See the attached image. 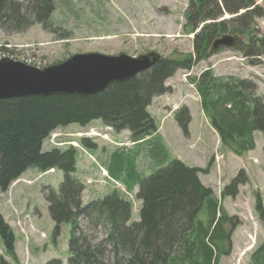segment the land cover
<instances>
[{
	"label": "rangeland",
	"instance_id": "1",
	"mask_svg": "<svg viewBox=\"0 0 264 264\" xmlns=\"http://www.w3.org/2000/svg\"><path fill=\"white\" fill-rule=\"evenodd\" d=\"M254 2L264 14V0ZM189 4L190 0H58L51 17L52 27L34 25L20 34L0 30V56L40 67L88 53L131 57L155 53L163 60L187 62L190 68L178 70L168 78L165 93L155 96L147 109L157 130L146 139L148 143H134L129 131H116L96 120L85 127L57 129L44 141L42 149L47 152L75 148V177L84 185L83 204L117 190L132 203V222L140 220L138 179L151 176L174 160L198 169L200 182L213 190L230 218V224L225 226L230 240L223 246L227 253L221 264H252V254L264 242V228L256 211L257 195L264 205V136L256 132V148L243 156L234 155L222 145L203 113L200 97L189 78L211 70L215 77L240 80L264 104V15L254 19L246 34H235L241 37L239 49L222 48L210 54L211 44L203 58L194 46L196 34L208 24L230 23L236 16L224 13L216 21L201 23L192 32L191 27L186 28ZM224 34L227 33L217 38ZM179 110L183 112L176 119ZM84 140L87 146L83 145ZM159 141L168 153L164 162L152 156L159 149ZM116 151L122 154L115 155ZM120 156L136 158L138 178L129 181L119 174L115 159ZM242 171L247 181L238 187L237 196L221 199V191ZM63 179L64 173L59 169L43 173L31 168L7 191L0 190V217L13 237L14 254L9 253L0 235V264H47L53 260L68 264L72 228L64 224L59 236L54 237L46 200L49 190L58 191ZM77 223V236L82 233L92 244H103V227L94 228L83 216ZM112 259L107 251L108 264Z\"/></svg>",
	"mask_w": 264,
	"mask_h": 264
},
{
	"label": "trees",
	"instance_id": "2",
	"mask_svg": "<svg viewBox=\"0 0 264 264\" xmlns=\"http://www.w3.org/2000/svg\"><path fill=\"white\" fill-rule=\"evenodd\" d=\"M56 1L0 0V30L20 34L34 25L52 27ZM244 10L246 12L238 16ZM224 13L236 17L230 23L208 24L196 34L194 46L200 57L207 56L209 45L219 35L246 34L254 19L264 15L254 0H190L185 14L186 28L191 27L193 32L201 23L216 21ZM189 68L187 62L161 60L150 70L112 84L96 95L0 100V190L7 191L31 168L43 173L59 169L64 173L59 190L50 189L46 200L54 223V237L59 236L62 225L69 224L72 228L68 264H108L107 251L113 257L109 264H221L227 253L223 246L230 240L225 230L230 218L213 190L200 182L198 169L174 160L151 176L138 179L136 200L141 203L140 220L132 222V203L117 190L83 204L84 185L75 177V148L69 146L65 150L47 152L42 149L44 141L57 129L71 125L85 127L96 120L116 131H129L134 143H148L146 139L157 131L147 110L152 99L165 93L164 83L176 71ZM189 79L222 145L236 156L253 151L255 133L264 136V104L260 99L254 97L242 81L215 77L211 70ZM182 112L175 113L176 119ZM188 123L187 116L185 132ZM83 142L87 146L86 141ZM159 142V149L152 156L164 162L168 153ZM119 154L122 152H115ZM115 162L120 175L129 181L138 178L136 158L120 156ZM110 172L113 173L112 168ZM246 181L243 171L239 172L221 191V199L236 197L238 187ZM256 211L264 228V205L258 195ZM80 216L94 228L103 227L106 235L103 244H92L82 233L77 236ZM0 235L9 253L14 255L13 237L1 217ZM251 262L264 264V242L252 254ZM47 264L62 262L53 260Z\"/></svg>",
	"mask_w": 264,
	"mask_h": 264
},
{
	"label": "water",
	"instance_id": "3",
	"mask_svg": "<svg viewBox=\"0 0 264 264\" xmlns=\"http://www.w3.org/2000/svg\"><path fill=\"white\" fill-rule=\"evenodd\" d=\"M240 41L238 35L224 34L213 41L209 53L222 48L235 49ZM161 60L155 53L139 57L88 53L73 55L64 62L40 69L3 58L0 61V100L96 95L112 84L128 81L150 70Z\"/></svg>",
	"mask_w": 264,
	"mask_h": 264
},
{
	"label": "built area",
	"instance_id": "4",
	"mask_svg": "<svg viewBox=\"0 0 264 264\" xmlns=\"http://www.w3.org/2000/svg\"><path fill=\"white\" fill-rule=\"evenodd\" d=\"M3 58H9V57H6V56L1 57V56H0V60H2ZM27 64H30V65H33V66H37V65H35V63H27ZM37 67H40V66H37Z\"/></svg>",
	"mask_w": 264,
	"mask_h": 264
},
{
	"label": "flooded vegetation",
	"instance_id": "5",
	"mask_svg": "<svg viewBox=\"0 0 264 264\" xmlns=\"http://www.w3.org/2000/svg\"><path fill=\"white\" fill-rule=\"evenodd\" d=\"M163 60V59H162Z\"/></svg>",
	"mask_w": 264,
	"mask_h": 264
}]
</instances>
